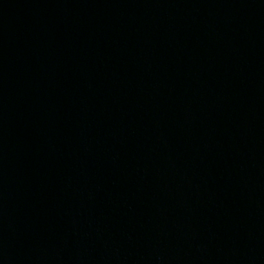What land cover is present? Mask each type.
<instances>
[{
	"label": "water",
	"instance_id": "95a60500",
	"mask_svg": "<svg viewBox=\"0 0 264 264\" xmlns=\"http://www.w3.org/2000/svg\"><path fill=\"white\" fill-rule=\"evenodd\" d=\"M0 264H264V0H0Z\"/></svg>",
	"mask_w": 264,
	"mask_h": 264
}]
</instances>
